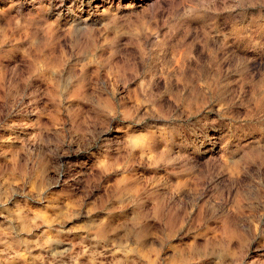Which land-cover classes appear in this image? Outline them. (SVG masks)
I'll list each match as a JSON object with an SVG mask.
<instances>
[{
	"label": "rangeland",
	"instance_id": "rangeland-1",
	"mask_svg": "<svg viewBox=\"0 0 264 264\" xmlns=\"http://www.w3.org/2000/svg\"><path fill=\"white\" fill-rule=\"evenodd\" d=\"M0 264H264V0H0Z\"/></svg>",
	"mask_w": 264,
	"mask_h": 264
}]
</instances>
